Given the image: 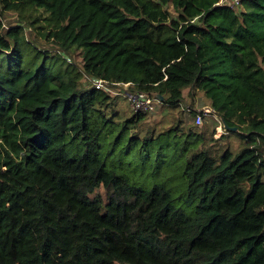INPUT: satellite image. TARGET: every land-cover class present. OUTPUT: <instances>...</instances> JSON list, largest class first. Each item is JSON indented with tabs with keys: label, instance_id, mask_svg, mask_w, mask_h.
<instances>
[{
	"label": "trees",
	"instance_id": "1",
	"mask_svg": "<svg viewBox=\"0 0 264 264\" xmlns=\"http://www.w3.org/2000/svg\"><path fill=\"white\" fill-rule=\"evenodd\" d=\"M218 1L0 0V264H263L264 0ZM99 78L209 92L243 145L144 132Z\"/></svg>",
	"mask_w": 264,
	"mask_h": 264
},
{
	"label": "rangeland",
	"instance_id": "2",
	"mask_svg": "<svg viewBox=\"0 0 264 264\" xmlns=\"http://www.w3.org/2000/svg\"><path fill=\"white\" fill-rule=\"evenodd\" d=\"M238 9L244 8V4H240ZM13 12H7V14L4 17V21L6 26H8L9 23H12V19H14ZM10 21V22H9ZM27 34L31 38L32 36H36L40 41H42L44 44H48V41L46 40V37L42 35V29H32L31 27H27ZM221 69V68H220ZM84 85H87L88 83L84 81ZM185 96L182 104H185L187 106H194L196 108L202 107V106H210L215 109L217 114L220 117H223V112H221L218 109V106L220 103L216 101V99L213 97V94L206 92L202 89H190L186 88L185 90ZM116 97V108L120 111L121 116H131L133 113V110L130 107L129 100L122 96L117 95ZM185 106H182L178 109H167L166 107H163L162 105H159L158 108L152 112V113H146L147 118L142 122V128L143 131L146 132L148 130H154L157 131H163L167 130L170 127H172L178 119L182 118L184 120V128L185 130H188L191 126L195 125L193 122V116L187 112L184 108ZM228 108L231 110V112L235 111V116H239L241 111L237 110V107L230 103L228 105ZM234 113V112H233ZM225 120V119H224ZM228 124L234 125V130L227 131L223 129L221 132L217 129L216 126H218V117L212 116L211 119H207V121L199 126L195 127L196 130L199 133H202L205 137V144L208 146L214 154H219L222 150L226 148H230L234 151H237L242 145V138L237 134V130H239L238 125L235 122V118H229L225 120ZM209 122V123H207ZM193 124V125H192ZM207 125H211L209 128H207ZM218 131L217 133H215ZM221 133V135H220ZM220 135V136H219ZM170 136L178 137L179 135H176L174 132L170 133ZM180 186V185H179ZM254 199L253 203L250 206V210H255L257 208V204L260 203L264 198V183H261L259 187L253 192ZM256 258L260 259L261 262L264 264V237L261 239V241L258 243V246L256 248Z\"/></svg>",
	"mask_w": 264,
	"mask_h": 264
},
{
	"label": "built area",
	"instance_id": "3",
	"mask_svg": "<svg viewBox=\"0 0 264 264\" xmlns=\"http://www.w3.org/2000/svg\"><path fill=\"white\" fill-rule=\"evenodd\" d=\"M241 1L242 0H219L218 4L227 5L231 8H237L240 6ZM91 81L93 85L98 89H102L114 96L122 95L126 97L129 100L130 107L134 112L152 113L158 108V105L160 104L159 99L156 98L153 94H150L143 90L136 92L128 90L131 82L110 81L104 78L91 79ZM182 106H185L184 108L185 110H187V112L193 110L191 106H187L185 104H182ZM196 111L197 112L193 119L194 124L201 126L207 121V119H211L212 116H215L218 117L219 124L216 127L219 132H221L223 129L226 130L227 126L223 117H220L214 108L210 106H202L196 108ZM217 132L218 131H216L215 133Z\"/></svg>",
	"mask_w": 264,
	"mask_h": 264
},
{
	"label": "water",
	"instance_id": "4",
	"mask_svg": "<svg viewBox=\"0 0 264 264\" xmlns=\"http://www.w3.org/2000/svg\"><path fill=\"white\" fill-rule=\"evenodd\" d=\"M153 95L156 97V98H158L159 99V101H163V99H164V97L161 95V94H159V93H153ZM233 130H234V127L232 128Z\"/></svg>",
	"mask_w": 264,
	"mask_h": 264
},
{
	"label": "crops",
	"instance_id": "5",
	"mask_svg": "<svg viewBox=\"0 0 264 264\" xmlns=\"http://www.w3.org/2000/svg\"><path fill=\"white\" fill-rule=\"evenodd\" d=\"M159 105H160V104H159ZM159 105H158V106H159Z\"/></svg>",
	"mask_w": 264,
	"mask_h": 264
}]
</instances>
